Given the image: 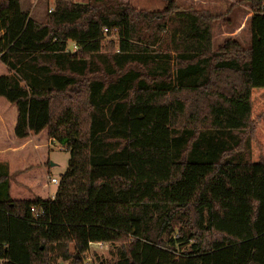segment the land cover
Masks as SVG:
<instances>
[{
	"label": "trees",
	"instance_id": "trees-1",
	"mask_svg": "<svg viewBox=\"0 0 264 264\" xmlns=\"http://www.w3.org/2000/svg\"><path fill=\"white\" fill-rule=\"evenodd\" d=\"M246 1L250 45L214 50L215 16L174 0H55L44 23L0 0L14 134L70 153L52 198L7 184L0 264H264V0ZM94 242L115 259L87 261Z\"/></svg>",
	"mask_w": 264,
	"mask_h": 264
},
{
	"label": "rangeland",
	"instance_id": "rangeland-1",
	"mask_svg": "<svg viewBox=\"0 0 264 264\" xmlns=\"http://www.w3.org/2000/svg\"><path fill=\"white\" fill-rule=\"evenodd\" d=\"M75 2H84L87 0H73ZM137 9L149 11L162 10L168 0H123ZM181 9L190 10H209L215 20L213 23V48L216 50L223 42L229 38L241 41L243 46L247 47L251 42V31L248 19L253 10L251 4L246 0H174ZM23 9L29 10L32 17L37 21L44 23L50 10H53L55 0H22ZM104 48L112 43L117 46L118 34L114 29L112 32H105ZM70 49L73 43L69 42ZM6 66L0 60V75L7 73ZM17 115L16 106L8 102L4 97H0V120L5 124L0 127V144L9 143L8 134L14 117ZM31 136V137H30ZM30 136L21 140V156L15 158L18 160L15 170L19 171L20 183L14 179V174L10 173L9 166L4 157L0 156V174L8 172V178L0 182V199L6 196V187L9 185V195L13 199L32 200L35 198H52L57 189V184L51 182V178L59 179L65 173L70 159V153L62 147L57 141H50L47 130L41 134L31 133ZM39 138V139H38ZM6 143V144H5ZM39 144V146H35ZM26 147H28L26 149ZM1 148V147H0ZM42 160L48 161L47 166L50 169L48 174L44 172ZM34 165V166H33ZM17 171V172H18ZM48 175V176H47ZM35 177V178H34ZM40 177L47 181V187L41 188ZM38 180V184H34ZM114 248L104 243L103 246L91 244L88 253L85 256L87 261L97 259L114 260Z\"/></svg>",
	"mask_w": 264,
	"mask_h": 264
},
{
	"label": "crops",
	"instance_id": "crops-1",
	"mask_svg": "<svg viewBox=\"0 0 264 264\" xmlns=\"http://www.w3.org/2000/svg\"><path fill=\"white\" fill-rule=\"evenodd\" d=\"M20 1H21V6L23 8L22 0H20ZM24 10H26V9H24ZM30 15H31V13H30ZM16 118H17V115H16V117H14L12 124L10 126V133L8 134L9 143H7V144L5 143L6 145L0 144V147H1L0 148V156L4 157L6 159L7 164L9 166L10 173L14 174V179L19 184L20 183L19 177H20L21 173H19L18 170H17L18 172L15 170L16 163L18 162V160H15V158L21 156L20 153L22 151V148H21L22 146H21V140L17 139L15 134H14V129H15V125H16ZM3 124H5V122L2 119V120H0V127L3 126ZM39 134H41V133H39ZM50 141H52V140H50ZM35 146H39V144H35ZM27 148L28 147H26V149ZM47 163H48V161L42 160V164L44 165L43 168H44L45 174H48V172L50 170L47 166ZM40 181L42 184L41 186L39 185L38 180H35L34 184H38L41 188H43L45 186L47 187V185H48L47 181L45 182L43 177L42 178L40 177Z\"/></svg>",
	"mask_w": 264,
	"mask_h": 264
},
{
	"label": "built area",
	"instance_id": "built-area-1",
	"mask_svg": "<svg viewBox=\"0 0 264 264\" xmlns=\"http://www.w3.org/2000/svg\"><path fill=\"white\" fill-rule=\"evenodd\" d=\"M51 11V10H50ZM117 31V29H115ZM105 31L107 32L108 29H105ZM51 182L55 183V184H58L59 183V179H56V178H51ZM91 244H96V245H100V246H103L104 242H94V243H91Z\"/></svg>",
	"mask_w": 264,
	"mask_h": 264
}]
</instances>
